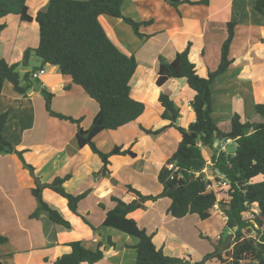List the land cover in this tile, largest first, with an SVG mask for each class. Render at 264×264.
Instances as JSON below:
<instances>
[{
    "label": "crops",
    "instance_id": "0c3cea01",
    "mask_svg": "<svg viewBox=\"0 0 264 264\" xmlns=\"http://www.w3.org/2000/svg\"><path fill=\"white\" fill-rule=\"evenodd\" d=\"M48 2L28 0L29 14L33 18L31 23L21 22L17 16L3 20L7 28L0 39L8 38H5L6 42H0V60L10 64L20 63L27 49L38 47L39 26L35 17ZM255 2L210 0L208 5L183 4L176 9L164 0H126L122 6L125 17L136 22H152L139 30L148 38L138 37L122 19L100 18L115 45L128 56L135 55L138 69L131 82L132 97L146 105L145 113L136 122L116 131H104L96 137L95 143L104 153L123 145L132 146L131 150L136 155L112 156L108 167L110 175L107 177L96 175L102 167L101 159L88 147L78 146L77 126L52 117L46 111L42 90L54 95L51 105L54 112L75 119L82 118L81 125L87 129L98 112V105L79 86L73 85L69 77L62 76L57 67L49 65L43 71H37L38 88L30 91L26 97L16 93L10 83H5L0 95V114L8 112L3 133L5 139L18 151H23L25 161L35 168L36 176L43 183L70 175L64 184L65 191L73 195L88 192V195L78 204L79 216L70 211L63 198L66 201L65 218L71 224L70 229L52 223L46 214L32 218L37 208V201L32 195L34 178L16 154L0 155V236L7 239L0 244V264H49L69 254L71 248L68 244L74 241L83 242L91 250L103 244L106 247L105 259L99 264H137L134 249L137 240L115 229L102 227L107 212L115 207L112 198L131 202L135 197L128 192L129 185L144 195H158L163 190L158 180L159 171L176 152L180 136L175 129L157 136L148 135L141 129L157 130L170 123L161 118L163 110L158 101L161 92L168 94L180 108L178 125L186 128L195 121L191 107L195 93L187 82L183 79L172 80L163 89L157 88L159 58L165 55L166 60L172 61L178 52L191 44L190 60L199 74L206 77L209 72L216 71L220 64L221 48L228 36L227 24L236 23L230 51L232 64L212 87V117L224 131L229 129L234 114L240 115L243 122L256 121L255 106L264 103V20L255 12ZM130 39L132 44L129 43ZM155 41L159 44H154ZM150 42H153L151 48L146 46ZM152 48L154 50L149 51ZM40 64L37 58L31 59V68H39ZM28 71L30 69L21 75ZM57 98L62 103L55 108ZM150 98L153 100L151 113L148 105ZM149 115H152V120H144ZM215 147L232 154L235 143L217 141ZM203 151L208 160L204 174L211 180L216 177L211 168L213 152L209 149ZM210 170L212 176L208 175ZM216 174L219 175L218 172ZM71 187L75 188L74 191L69 190ZM152 189H155L154 193H150ZM47 191L51 190H44L43 199ZM44 201L56 210L51 203ZM170 204L167 198L148 202L144 210H138L130 217L153 236L154 244L164 254L172 257V253L179 250L180 254H184L182 258L190 259L192 263L201 261L204 256L195 259L189 255L190 247L184 232L175 227L169 228L165 223L170 222L167 214ZM214 213L222 216L218 205L212 210L211 218ZM191 217L182 220L187 221ZM223 221L225 225L224 217ZM196 224L193 221L197 229ZM201 225L198 224L200 229ZM209 234V238L215 236ZM219 237L217 235L216 240ZM110 240L113 246L109 244Z\"/></svg>",
    "mask_w": 264,
    "mask_h": 264
},
{
    "label": "trees",
    "instance_id": "16d2710c",
    "mask_svg": "<svg viewBox=\"0 0 264 264\" xmlns=\"http://www.w3.org/2000/svg\"><path fill=\"white\" fill-rule=\"evenodd\" d=\"M125 1L49 0L47 6L39 10L35 17L39 26L38 47L27 49L20 63L10 64L6 60H0V95L5 83H10L16 93L26 97L34 89L31 80L33 74L43 71L49 65L57 67L62 76L69 77L73 85L79 86L98 105V112L90 126L84 129L81 125L82 118L75 119L54 112L51 108L54 95L42 90L48 114L75 124L78 128V146L88 147L101 159L102 167L96 174L100 178L110 175L108 167L112 156L136 155L131 150L132 146L123 145L104 153L97 147L96 137L104 131H116L136 122L146 110L144 103L132 97L131 82L138 69L135 55L123 53L108 37L100 22L101 17L122 19L133 28L138 37L143 38L140 27L152 22H136L125 17L122 11ZM164 1L176 9L183 4L210 3V0ZM27 2L28 0H0V35L7 28V23L3 20L9 16H17L24 23L32 22ZM254 10L264 20V0H256ZM235 29L236 23L227 24L228 36L221 48L220 64L216 71L209 72L206 77L199 74L196 65L190 60L191 44L184 51L178 52L172 61L159 58L157 88L163 89L172 80L185 79L195 93L191 102L195 121L186 128L178 125L180 108L168 94L161 92L158 99L163 110L161 118L170 123L157 130L141 129L153 136L175 129L180 136L176 152L159 171L158 180L163 190L158 195H144L129 185L127 190L135 197L131 202L118 197L112 198L115 207L107 212L102 227L115 229L137 240L134 246L137 264H264V103L255 106L256 121L243 122L240 115L234 114L227 131L222 130L212 117V87L232 64L230 51ZM33 57L40 61V67L21 75L19 69L31 68ZM7 120L8 112L1 113L0 155L16 154L34 178L32 195L37 201V208L32 218L46 214L52 223L70 229L71 224L44 201L43 192L50 189L66 199L70 211L78 216V204L88 192L81 195L67 193L64 184L70 179V175L57 177L51 183H43L36 176L35 168L25 161L23 151H18L5 139L3 133ZM223 140L235 143L234 153L229 154L221 151L220 147H215L217 141ZM203 149L213 152L211 168L217 180L228 186L226 200L218 199L217 192L211 189L212 182L202 173L208 165ZM169 165H174L178 170H169ZM257 177H261V181H255ZM163 198L171 201L167 214L176 220L195 216L206 221L211 218L215 206H220L221 214L226 219V233L221 234L213 251L201 261L192 263L190 259L164 254L154 244L153 236L130 217L134 212L144 210L148 202ZM82 219L90 225L85 218ZM6 241L5 237L0 236V244ZM109 244L114 245L111 240ZM68 245L71 252L49 264H99L105 259L106 247L103 244H99L95 250L88 249L81 241Z\"/></svg>",
    "mask_w": 264,
    "mask_h": 264
},
{
    "label": "rangeland",
    "instance_id": "374dc122",
    "mask_svg": "<svg viewBox=\"0 0 264 264\" xmlns=\"http://www.w3.org/2000/svg\"><path fill=\"white\" fill-rule=\"evenodd\" d=\"M146 37L147 36H144L143 38H146ZM5 38H8V37H4L3 39H0V42H6L7 40ZM11 39L13 40L12 37H11ZM130 42H132L131 39H130L129 43ZM130 44H132V43H130ZM149 44H151V45H149ZM152 44H153V42H150L146 46L151 48ZM154 44H159V43H156V41H155ZM152 50H154V49L152 48L149 51H152ZM35 66H36V64H35ZM36 67H38V65ZM29 69H30V71L32 70V68H29ZM25 70L26 69L21 68L20 73H22ZM182 81L186 82L185 79H183ZM134 89H136V88H134ZM154 90L156 92V89H154ZM157 92H158V89H157ZM151 101L153 102V100L151 99L149 102L150 104H148L150 106L149 112L150 111L153 112V108H152L153 106H152ZM156 101L157 100H155V102ZM61 103L62 102L58 101V98H57L55 101V108L58 107L57 106L58 104L61 105ZM151 116L149 115L144 120H152L153 117H151ZM153 125H151V126H153ZM211 173H212L211 170L208 171V175L212 176ZM206 178L208 179L207 176H206ZM261 179H262L261 177H257L255 181H261ZM208 180H210V179H208ZM210 181L212 182V188L211 189H213V190H215V192H217L218 199L220 201L226 200L227 199L226 192L228 191L227 185L221 180L218 181L216 177H212V179ZM74 189H75L74 187H71L69 190L74 191ZM154 190L155 189H152L151 190L152 192H150V193H154ZM44 199L47 202L51 203V205L56 207V210L60 213V215L65 218V215H67V212L65 211L66 201L63 198L55 195L51 191H47L45 193ZM218 207L220 208L219 205H218ZM168 218L170 219L169 220L170 222L172 221L171 222L172 225L169 224L170 222H165L166 224L168 223L169 228L175 227L177 230H181L184 232L185 237H186L185 239L187 241L188 246L190 247L189 255L194 257L195 259H201L206 254L211 253L213 251L214 244H217V242H218L216 240L217 235L221 236V234L224 235L226 233V225H224L223 217L217 213H214L212 218H210L207 221H203V222L195 216L191 217V219L188 218L187 221L176 220V219L171 218L169 215H168ZM159 219L162 221L163 218L160 217ZM171 219H173V220H171ZM193 221L197 223L196 227L198 230L196 228H194L195 226L193 225ZM190 223H191V225H190ZM200 223H202V225H201L202 229H200V227L198 226V224H200ZM0 231H2V228H0ZM65 232L68 233L67 231H65ZM251 232L252 231H250V233ZM207 233H210L209 235H211V236H214V235L215 236L209 238ZM204 236H205V238L203 239ZM172 255H173L172 257H180V258H182L184 256V254H180L179 250L174 251L172 253ZM208 263H210V262H208ZM247 264H250V263H247Z\"/></svg>",
    "mask_w": 264,
    "mask_h": 264
},
{
    "label": "built area",
    "instance_id": "2783aa9c",
    "mask_svg": "<svg viewBox=\"0 0 264 264\" xmlns=\"http://www.w3.org/2000/svg\"><path fill=\"white\" fill-rule=\"evenodd\" d=\"M38 77H39V74L36 72L33 74L32 79L36 80ZM168 169L173 170V172H176L178 170L174 165H169ZM202 173H204V170L202 171Z\"/></svg>",
    "mask_w": 264,
    "mask_h": 264
},
{
    "label": "water",
    "instance_id": "95a60500",
    "mask_svg": "<svg viewBox=\"0 0 264 264\" xmlns=\"http://www.w3.org/2000/svg\"><path fill=\"white\" fill-rule=\"evenodd\" d=\"M32 81H33V83H34V89H37L38 88V82L36 81V80H34V79H31ZM251 230H249V232H250Z\"/></svg>",
    "mask_w": 264,
    "mask_h": 264
}]
</instances>
